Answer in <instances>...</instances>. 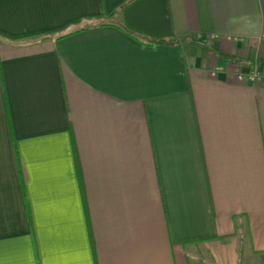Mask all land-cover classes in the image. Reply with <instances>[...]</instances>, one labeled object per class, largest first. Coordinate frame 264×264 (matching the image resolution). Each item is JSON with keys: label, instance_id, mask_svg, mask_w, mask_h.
<instances>
[{"label": "crops", "instance_id": "obj_1", "mask_svg": "<svg viewBox=\"0 0 264 264\" xmlns=\"http://www.w3.org/2000/svg\"><path fill=\"white\" fill-rule=\"evenodd\" d=\"M257 259L264 0H0V264Z\"/></svg>", "mask_w": 264, "mask_h": 264}, {"label": "rangeland", "instance_id": "obj_2", "mask_svg": "<svg viewBox=\"0 0 264 264\" xmlns=\"http://www.w3.org/2000/svg\"><path fill=\"white\" fill-rule=\"evenodd\" d=\"M260 261L262 262V261H264V260H260V259H257V260H256V262H257L258 264L261 263Z\"/></svg>", "mask_w": 264, "mask_h": 264}, {"label": "built area", "instance_id": "obj_3", "mask_svg": "<svg viewBox=\"0 0 264 264\" xmlns=\"http://www.w3.org/2000/svg\"><path fill=\"white\" fill-rule=\"evenodd\" d=\"M216 74H217V72H214V73H213V75H216ZM252 79H254V78H252Z\"/></svg>", "mask_w": 264, "mask_h": 264}]
</instances>
